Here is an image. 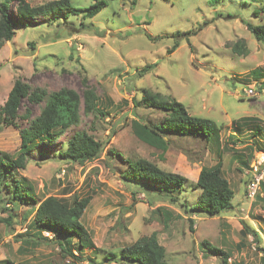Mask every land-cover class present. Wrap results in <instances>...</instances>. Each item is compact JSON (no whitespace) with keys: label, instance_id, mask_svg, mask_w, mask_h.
<instances>
[{"label":"rangeland","instance_id":"374dc122","mask_svg":"<svg viewBox=\"0 0 264 264\" xmlns=\"http://www.w3.org/2000/svg\"><path fill=\"white\" fill-rule=\"evenodd\" d=\"M27 1L37 6L52 0ZM106 1L108 5L96 16L86 19L88 29L72 35L64 32L55 40V28L45 24L46 18L36 17L0 48V106L16 80H21L48 92L68 87L83 93L92 88L101 110L81 111L79 124L34 147L26 167L15 173L32 185L38 202L49 196L69 201L90 194L91 202L80 220L92 245L79 249L77 239H72V248L82 260L65 255L52 232L29 225L34 215L31 205L3 201L0 264H123L121 248L152 232L166 249V264H223L221 255L207 253L205 240L229 253V264H264V181L251 199L240 154H223V173L235 191L234 208L218 216L195 215L183 205L198 199L200 190L193 184L202 166L216 163L214 144L173 134L162 150L139 139L133 127L134 121L156 123L165 116L162 109L140 103L147 89L183 102L192 115L213 119L221 127V138L233 148L251 145L253 163L263 158L264 128L252 136L257 124L233 122L251 116L264 124V44L246 26L264 24V0ZM92 2L73 0L81 8ZM8 11L16 14L14 3ZM79 14L63 24L77 28L84 11ZM241 39L247 46L243 55L233 51ZM176 41L179 46L173 50ZM146 66L150 68L143 71ZM249 85L256 87L253 95L245 91ZM42 106L22 100L17 125L0 128V153L18 154L20 129ZM80 130L104 144L99 158L83 164L58 154ZM128 158H144L185 176V190L172 201L168 195L144 190L141 184L125 182L120 173ZM3 206L9 209L4 211ZM159 207L169 215L157 211ZM31 235L41 239L28 244Z\"/></svg>","mask_w":264,"mask_h":264},{"label":"trees","instance_id":"16d2710c","mask_svg":"<svg viewBox=\"0 0 264 264\" xmlns=\"http://www.w3.org/2000/svg\"><path fill=\"white\" fill-rule=\"evenodd\" d=\"M10 3H14L16 6V14L9 13ZM107 5L106 0H93L89 6L83 8L75 6L73 0H52L37 6L31 5L27 0H1L0 48L4 42L14 37L18 28L25 26L33 18H46L45 24L55 28L53 39L57 40L63 36L64 32L67 35H72V33L88 29L86 19L93 18ZM79 11H84V14H82V20L77 28L74 26L75 28L69 29L63 24H70V17L80 15ZM246 26L255 39L264 44V24L246 23ZM178 46L179 42L176 41L172 49L174 50ZM233 51L240 55L247 53L245 41L241 39L235 42ZM149 68L150 66H146L143 71H147ZM258 75L263 76L261 72ZM24 98L34 103H43V106L40 108L39 114L30 120L28 126L20 129L21 146L18 154L11 156L0 153V194H3V198L0 197V203L9 201L8 203H11L12 206H17L20 203L31 205L34 215L29 225L52 232L54 241L61 247L65 255L82 260L80 254H75L74 248H72L74 244L71 240L77 239L76 243L79 249L92 245L90 233L80 220L91 202V195L83 197L75 195L69 201L49 196L38 202L35 199L32 185L26 178L16 177L15 173L26 167L25 163H27L34 147L46 140L54 141L56 136L79 124L81 111L87 114L100 112L99 97L92 88L85 89L83 93L68 87L48 92L44 88H32L28 83L16 80L6 101L0 106V128L17 125L19 107ZM140 103L162 109L165 116L156 123L134 121L133 127H135V134L139 139L162 150L167 149L169 142L167 138L173 134L200 137L215 146L218 154L216 163L202 166L198 179L193 184L195 189L200 190L198 199L194 204L190 206L184 204L183 207L195 215L207 216H218L232 210L235 191L223 173V154L227 152L240 154L238 156L240 162L243 167L248 168L254 157L251 145H246L238 150L233 148L221 138V127L213 119L190 114L185 104L175 98H167L159 93L144 89ZM29 114L28 110L24 117L28 118ZM233 123L236 125L257 124L252 136H257L264 128L261 120L251 116L239 118ZM231 136L235 137L234 134ZM235 138L240 140L238 137ZM245 139L247 140V138ZM103 148L104 144L96 140L92 134L86 130H80L70 136L65 148H61L58 154L66 161L83 164L86 161L99 158ZM243 152H245L244 155ZM124 166L126 168L120 173L122 180L129 184H141L147 191L153 190L154 193L168 195L172 201L179 198L177 194L185 190L184 186L188 181L185 176L177 172L165 171L144 158L134 160L128 158ZM6 192H8L7 198H5ZM8 209L4 206L2 208L4 211ZM157 209L164 216L169 215L166 210L160 207ZM248 232L257 235L254 230L249 229ZM31 236L27 240L28 244H35V241L41 239L36 240L34 238L36 235ZM42 239L50 240L47 237ZM202 245L207 249V253L221 255L223 264H229V253L206 240ZM109 255L113 258L117 256L116 253H109ZM119 255L123 264H166V249L159 243L156 232L142 236L134 243L121 248ZM262 259L264 263V256ZM3 263L9 264V262Z\"/></svg>","mask_w":264,"mask_h":264},{"label":"built area","instance_id":"2783aa9c","mask_svg":"<svg viewBox=\"0 0 264 264\" xmlns=\"http://www.w3.org/2000/svg\"><path fill=\"white\" fill-rule=\"evenodd\" d=\"M245 91L248 95H253L256 91V87L248 86L245 88ZM263 158L252 162L250 166L246 169V174L248 175V181L246 183L247 195L253 199L257 196L261 184L264 181V153L262 154ZM254 160V159H253Z\"/></svg>","mask_w":264,"mask_h":264}]
</instances>
